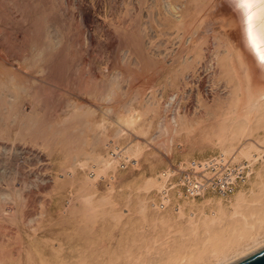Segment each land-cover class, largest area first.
Instances as JSON below:
<instances>
[{
    "label": "bare ground",
    "instance_id": "obj_1",
    "mask_svg": "<svg viewBox=\"0 0 264 264\" xmlns=\"http://www.w3.org/2000/svg\"><path fill=\"white\" fill-rule=\"evenodd\" d=\"M97 1L0 0V264H226L262 246L264 61L249 10L83 4ZM213 4L227 28L209 33ZM136 69L143 83L125 88Z\"/></svg>",
    "mask_w": 264,
    "mask_h": 264
},
{
    "label": "rangeland",
    "instance_id": "obj_2",
    "mask_svg": "<svg viewBox=\"0 0 264 264\" xmlns=\"http://www.w3.org/2000/svg\"><path fill=\"white\" fill-rule=\"evenodd\" d=\"M98 3H83V4H86V5H90V7L91 6H93V4H94V6L98 9V10H100L101 9V11L102 10H104L105 9V7H106V2L104 1V0H99V1H97ZM106 3V4H105ZM129 3V6H130V8L131 9H133V8H135V10L137 9L138 10V8H139V3H137V2H134L133 0H132V2H128ZM214 3H216V2H214ZM218 3V5L220 4V6L221 5H223L222 3L223 2H217ZM92 4V5H91ZM61 5V4H60ZM134 5V6H133ZM61 6H63V5H61ZM212 7H214V8H212ZM210 8H212L211 10L212 11H209V14H210V17H208L209 19L207 20V22H206V27L208 28L209 27V25H210V27L209 28H211V29H207V31L209 32V30L212 32V31H216L217 29H219V30H222L223 28L221 27V26H223L224 28H227V25L226 24H223V22H224V20H221V21H223V22H221V21H219V19H222V17H223V14H221V13H219L217 10H218V7H216L215 8V4H213V5H211V7ZM232 8H230L228 11L229 12H232ZM56 12H57V14H58V16L60 15V17H64V19H65V23L67 24V25H69V23L72 21V19H70V18H68V17H65V15H63V13H62V11L60 10V13H58L59 11H58V9L56 10ZM130 12V11H129ZM136 13H137V11H136ZM135 14V13H134ZM61 15H63V16H61ZM214 19H215V21H214ZM71 20V21H70ZM74 21H72V23H74V24H72L71 23V25H73V27H74V25L76 24L77 25V21L75 20V19H73ZM217 20V21H216ZM68 21H70V22H68ZM212 21V22H211ZM211 22V23H210ZM221 25V26H220ZM225 25H226V27H225ZM213 28H212V27ZM76 27V26H75ZM218 27H220V28H218ZM222 28V29H221ZM77 29V28H76ZM76 29H75V34L73 33V35H76L75 37V39H76V41L77 42H79L80 43V41H82V39H81V37H82V32H81V30H77L76 31ZM78 29H80V28H78ZM213 29V30H212ZM80 32V34L78 35V33ZM207 32V35H209V33ZM73 35L71 34V38L73 37ZM81 35V36H80ZM78 37H80V38H78ZM74 38V37H73ZM80 41H79V40ZM70 49L71 48H67V50H65V53L67 52H69L70 51ZM69 50V51H68ZM72 50H74L73 48L71 49V51ZM70 51V52H71ZM69 52V53H70ZM81 58H83V57H81ZM134 67H135V65H134ZM136 72L138 71V78H137V80L136 79H134V81H131V82H125V88H128V86H130V85H141L143 82V74H145L144 72H146L145 70H143V71H141V70H139V69H136L135 70ZM140 73V74H139ZM203 74V72L202 73H200V76H201V78L196 82V84L200 87V89L202 90V87L204 86V84H208V83H210L208 80H207V77H205V76H203L202 75ZM147 76V74H145V76H144V78ZM151 82H154V83H156V85H157V80L156 79H152L151 80ZM257 82V86L259 87V88H262V87H264V80H258V81H256ZM128 84V85H127ZM194 86H196L195 84H193ZM203 92V91H202ZM207 98H210L211 97V95L210 94H207ZM185 104L189 107L190 105H194V103H193V101H192V99H188L186 102H185ZM206 148V149H205ZM204 149H205V151H204V149L203 150H199L198 149V147L196 146L193 150V154H194V156H200V155H208V153L209 152H212V150L209 148V147H205ZM159 153H161V154H163V150H161V148H158V150H157ZM167 156V157H166ZM166 156H164V163L165 164H167V163H171V164H173V162H172V156L170 155V154H168V155H166ZM176 158L174 159V160H177L178 159V157L177 156H175ZM22 159L23 158H20V160L22 161ZM20 161V163L22 164L23 162H25V161H23V162H21ZM164 163H162V164H160L157 168H162L163 166H164ZM23 164H25L26 165V163H23ZM146 167V163L144 162V161H141V160H139L138 161V163L136 164V165H133L132 167L130 166V167H127L126 169H125V173H124V176L125 177H130V176H132V175H134V174H136V173H138L142 168H145ZM100 186H102V184L100 183L99 184ZM69 192H70V187L67 185L66 187H65V195H66V197H65V200H66V198H67V196L69 195Z\"/></svg>",
    "mask_w": 264,
    "mask_h": 264
},
{
    "label": "snow or ice",
    "instance_id": "obj_3",
    "mask_svg": "<svg viewBox=\"0 0 264 264\" xmlns=\"http://www.w3.org/2000/svg\"><path fill=\"white\" fill-rule=\"evenodd\" d=\"M240 6L249 10L247 16L248 37L253 47L257 49L260 60L264 61V0H241ZM254 8L260 9L258 18L261 21V27L258 34L253 31V23L257 19L251 11Z\"/></svg>",
    "mask_w": 264,
    "mask_h": 264
},
{
    "label": "water",
    "instance_id": "obj_4",
    "mask_svg": "<svg viewBox=\"0 0 264 264\" xmlns=\"http://www.w3.org/2000/svg\"><path fill=\"white\" fill-rule=\"evenodd\" d=\"M226 264H264V244Z\"/></svg>",
    "mask_w": 264,
    "mask_h": 264
},
{
    "label": "built area",
    "instance_id": "obj_5",
    "mask_svg": "<svg viewBox=\"0 0 264 264\" xmlns=\"http://www.w3.org/2000/svg\"><path fill=\"white\" fill-rule=\"evenodd\" d=\"M185 173H186V171L182 172V175H185ZM217 178H218V177H216V179H217ZM228 190H230V188H229Z\"/></svg>",
    "mask_w": 264,
    "mask_h": 264
}]
</instances>
